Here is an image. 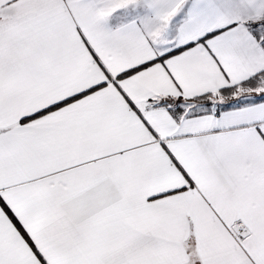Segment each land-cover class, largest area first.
<instances>
[{
    "label": "snow or ice",
    "instance_id": "obj_1",
    "mask_svg": "<svg viewBox=\"0 0 264 264\" xmlns=\"http://www.w3.org/2000/svg\"><path fill=\"white\" fill-rule=\"evenodd\" d=\"M0 264H264V0H0Z\"/></svg>",
    "mask_w": 264,
    "mask_h": 264
}]
</instances>
